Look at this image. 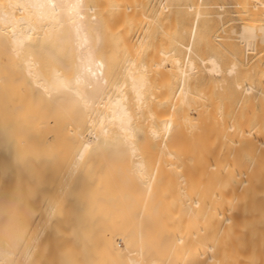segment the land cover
<instances>
[{"label":"bare ground","instance_id":"1","mask_svg":"<svg viewBox=\"0 0 264 264\" xmlns=\"http://www.w3.org/2000/svg\"><path fill=\"white\" fill-rule=\"evenodd\" d=\"M233 5L224 68L220 0H0V264L30 235L59 264H264V0Z\"/></svg>","mask_w":264,"mask_h":264},{"label":"rangeland","instance_id":"2","mask_svg":"<svg viewBox=\"0 0 264 264\" xmlns=\"http://www.w3.org/2000/svg\"><path fill=\"white\" fill-rule=\"evenodd\" d=\"M155 1H158V0H153V2H155ZM213 0H209V2H212ZM224 5H225V7H229L228 8V18L230 19L228 22H226L223 26H221V24L219 25H217V26H215L216 27V32H213L212 33V35L210 34V32H209V29H208V34L210 35L209 36V39H212L211 40V42L214 44L213 46H210V47H207V48H204L205 50L204 51H202V53H205V54H208L209 52L210 53H214L213 51H217L216 53H219L220 54V51L223 53V54H225V52H227L226 54H229V52H228V49L230 50V46L228 47V49L226 50L224 47H222V46H220L219 45V43L218 42H220V40H217L216 41V39L215 38H213L214 37V35L215 34H218V32H220L219 34H220V36H221V39H222V37H223V39L224 38H228L227 40L229 41V43H232V44H234L235 46L237 45H239L238 43H237V41L235 40V34H232L231 33V31H229L230 29L232 30L233 28L235 29H238V27H239V25H240V23H242V18H241V14H239L236 10V7L233 5V0H220ZM231 2V3H230ZM157 3V2H156ZM227 3H229V4H227ZM227 4V5H226ZM233 7L234 6V9L233 8H231V7ZM236 9V10H235ZM211 10H213V11H216L217 10V8H212ZM230 10V11H229ZM230 12V13H229ZM237 12V13H236ZM214 23V21H211V24H213ZM210 25V24H209ZM214 27V28H215ZM222 28L223 27V30H219L218 28ZM225 29V30H224ZM222 31H225V33L224 32H222ZM218 34V35H219ZM233 38V39H232ZM222 39V41L223 42H225V41H227L226 39H225V41ZM227 41V42H228ZM227 42H225V43H227ZM228 44V43H227ZM218 47V46H220V47H222L223 48V51H222V49L219 47V49H216V47ZM208 48H209V50H208ZM213 48V49H212ZM226 48H227V46H226ZM212 49V50H211ZM209 52H208V51ZM226 50V51H225ZM222 54V58H224L223 60H224V63H223V66H224V68L228 65L227 64V62L226 61H228L229 60V58H228V60L226 59L228 56L225 54V55H223ZM230 55V54H229ZM227 56V57H226ZM229 62V61H228ZM197 63L199 64L198 66L200 67V72L201 73H199V75H198V78H197V80L199 81V82H203V81H207V80H205V79H207L208 77H207V74L204 72V70H203V64H200V62H199V60H197ZM201 80V81H200ZM236 101H234V106H236V105H238L239 103H237ZM256 104L255 105H258L257 103V101L255 102ZM241 104V103H240ZM239 104V105H240ZM239 105H238V107H239ZM256 107V109H258V106H255ZM242 108V104L240 105V108L239 109H241ZM237 110H238V108H237ZM104 163V162H103ZM49 165V164H48ZM61 165V164H60ZM37 170L40 172H42V176H41V178L42 179H44V180H49V182L51 183H53L54 181H55V178L56 177H59V173L58 172H56V170H54L53 168H37ZM128 190V192H129V194L128 195H126V192H124V190L123 189H121L120 190V195L122 196L121 198V201L122 202H126L127 200H129L130 198V196H132L133 195V189H132V186H129V188L127 189ZM125 197L126 198H128V199H125ZM70 209V208H69ZM126 209L129 211V212H131V202L129 201V205L126 207ZM71 210V209H70ZM70 210L67 212V214H66V222H65V228H66V240H65V242H64V259H65V263H68L67 261L70 259V257L71 256H69L70 255V239H69V234H70V232H69V230L71 229V216H70V214H71V212H70ZM133 214V213H132ZM130 215L129 216V219H128V221H132V218H133V215ZM30 232H32V231H30ZM31 237H32V235H30V238H29V236H28V241L26 242V249H29V251H28V254L25 256V254L23 253V255H22V264H53L54 262L55 263H57V264H59L60 262L59 261H61V256H60V254H61V252H60V246H61V244L57 241V242H55V244L54 245H51V244H47L44 240H41V242H39V245L37 246V247H33V245H34V243H33V240L31 239ZM24 249V248H23ZM24 252V251H23ZM30 252V253H29ZM72 258V257H71Z\"/></svg>","mask_w":264,"mask_h":264}]
</instances>
